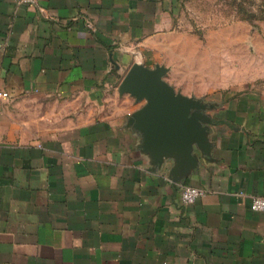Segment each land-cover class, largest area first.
<instances>
[{"label":"crops","instance_id":"1","mask_svg":"<svg viewBox=\"0 0 264 264\" xmlns=\"http://www.w3.org/2000/svg\"><path fill=\"white\" fill-rule=\"evenodd\" d=\"M179 2L0 0V264H264V100L207 104L209 152L174 180L118 91Z\"/></svg>","mask_w":264,"mask_h":264},{"label":"rangeland","instance_id":"2","mask_svg":"<svg viewBox=\"0 0 264 264\" xmlns=\"http://www.w3.org/2000/svg\"><path fill=\"white\" fill-rule=\"evenodd\" d=\"M170 31L148 55L177 91L206 104L249 90L264 100V0H180Z\"/></svg>","mask_w":264,"mask_h":264},{"label":"water","instance_id":"3","mask_svg":"<svg viewBox=\"0 0 264 264\" xmlns=\"http://www.w3.org/2000/svg\"><path fill=\"white\" fill-rule=\"evenodd\" d=\"M167 70L164 64L149 67L134 61L120 80L118 91L145 100L130 114L129 124L142 133V148L153 164L160 167L165 159H173L170 174L177 180L197 164L196 148L209 152L206 132L211 118L206 102L177 91L164 78Z\"/></svg>","mask_w":264,"mask_h":264},{"label":"built area","instance_id":"4","mask_svg":"<svg viewBox=\"0 0 264 264\" xmlns=\"http://www.w3.org/2000/svg\"><path fill=\"white\" fill-rule=\"evenodd\" d=\"M18 4H29L33 5L37 3V0H14ZM0 96H7V92L0 91ZM204 194V189L195 185H183L180 190V195L182 202L184 204H189L194 202V200ZM237 194H243L240 190ZM250 208L255 211L264 210V195L250 194Z\"/></svg>","mask_w":264,"mask_h":264}]
</instances>
